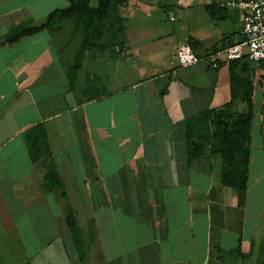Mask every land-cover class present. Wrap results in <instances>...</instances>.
I'll return each instance as SVG.
<instances>
[{
	"label": "crops",
	"instance_id": "0c3cea01",
	"mask_svg": "<svg viewBox=\"0 0 264 264\" xmlns=\"http://www.w3.org/2000/svg\"><path fill=\"white\" fill-rule=\"evenodd\" d=\"M239 1L247 0H129L99 43L105 48L87 51L72 73L84 37L71 22L8 43L13 28L42 27L70 2L0 0V264L264 257V65L244 59L182 69L177 60L182 45L195 44L205 58L242 42L243 12L226 5ZM248 95L252 144L241 194L221 185V157L189 161L186 124L228 105L246 114ZM67 205L84 259L66 225Z\"/></svg>",
	"mask_w": 264,
	"mask_h": 264
},
{
	"label": "trees",
	"instance_id": "16d2710c",
	"mask_svg": "<svg viewBox=\"0 0 264 264\" xmlns=\"http://www.w3.org/2000/svg\"><path fill=\"white\" fill-rule=\"evenodd\" d=\"M68 1L70 2V7L67 10L56 11L51 14L46 24L42 27L23 31L13 28L9 32L8 43L13 44L23 36L33 35L41 30L54 32L63 22H71L75 28L74 32L82 31L84 33V43L78 51L75 66L71 69L72 73L77 72L81 67L87 51L102 50L105 48L104 45H99V43L106 39L108 32L110 33V23L115 13L126 6L129 0H99L95 8L90 6L91 0ZM186 45H189L194 51L195 44ZM230 46L232 45H227V47ZM245 60L243 61L247 64L249 61L247 59ZM232 63L240 64L244 62L241 60ZM222 64L223 63H219L217 70L220 69ZM250 99V95H248L250 109L246 114L230 113L228 105L224 111L218 112L213 110L194 116L190 118L186 124L189 161L192 162L208 154L221 157L224 163L221 185L225 188L238 191L241 194L247 192L249 183V165L252 144L251 126L253 120ZM40 144L43 150H45V148L47 150L48 147L45 135ZM31 146L32 150H36L39 145L34 140ZM51 173V177H53L52 182L56 183L59 181L56 184L60 183L62 187L59 175L56 174L55 171ZM51 177L50 179H52ZM63 196L64 198L66 197L65 194ZM64 210L66 225L74 245L80 257L84 259L86 245L74 210L69 205H67ZM92 234L91 232V235ZM257 264H264V257H261Z\"/></svg>",
	"mask_w": 264,
	"mask_h": 264
},
{
	"label": "built area",
	"instance_id": "2783aa9c",
	"mask_svg": "<svg viewBox=\"0 0 264 264\" xmlns=\"http://www.w3.org/2000/svg\"><path fill=\"white\" fill-rule=\"evenodd\" d=\"M227 7L243 12L242 42L227 49L198 57L189 45H182L177 51V60L181 68L186 69L209 61L212 69H218L219 63L235 62L247 59L256 65H264V0L229 2ZM174 21V19H171Z\"/></svg>",
	"mask_w": 264,
	"mask_h": 264
},
{
	"label": "rangeland",
	"instance_id": "374dc122",
	"mask_svg": "<svg viewBox=\"0 0 264 264\" xmlns=\"http://www.w3.org/2000/svg\"><path fill=\"white\" fill-rule=\"evenodd\" d=\"M76 34H81V35H79V36H83L84 37V33L82 32V31H78V32H75ZM151 71V70H150ZM82 215H84L85 216V214H86V210L85 209H83L82 208ZM82 215H79V216H82ZM84 225V224H83ZM100 228H101V225H100ZM84 236V235H83ZM114 242L115 241H112V244H114ZM99 246L101 247V245L99 244ZM98 249H99V247H98ZM125 250H126V252L127 251H129V248L126 246L125 247ZM98 252H100V251H98ZM125 257V260H126V262H127V264H128V259H129V261H132V259H134V258H136L137 259V261H141V258H142V255H140V254H135V256H124ZM196 259H198V257L197 256H194ZM107 258V257H106ZM192 260H193V256H187V257H182V256H179V255H174V256H163V258H162V262H161V264H166L167 262L168 263H172L173 261H178L179 262V264H193L192 263ZM136 264H141V263H136Z\"/></svg>",
	"mask_w": 264,
	"mask_h": 264
}]
</instances>
